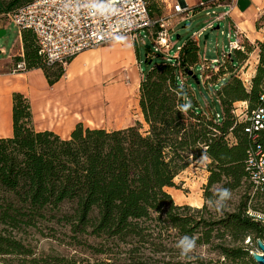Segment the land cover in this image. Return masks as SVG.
Instances as JSON below:
<instances>
[{"label":"trees","instance_id":"1","mask_svg":"<svg viewBox=\"0 0 264 264\" xmlns=\"http://www.w3.org/2000/svg\"><path fill=\"white\" fill-rule=\"evenodd\" d=\"M34 1L0 0V19ZM146 2L152 18L161 16L157 0ZM19 34L22 58L12 63L23 60L25 71L41 70L52 86L62 69L43 65L32 32ZM255 44L258 64L249 89L228 71L230 78L215 91L219 123L216 112L201 110L190 93L188 79L196 80L194 70L202 63L193 38L173 62L156 64L142 76L138 107L144 131L140 122L119 130L78 123L61 139L52 131H35L29 99L13 93L12 135L0 138V264H255L251 252L264 237V225L246 212L264 210V195L252 193L245 169L252 143L244 133L247 123L233 110L236 102L247 103L245 115L264 108V44ZM234 53L232 65L247 59L245 51ZM219 68L212 70L216 76L226 72ZM185 103L191 107L182 113ZM258 142L264 143V133ZM202 156L208 160L203 205H176L166 189ZM214 186L241 191L219 214L207 205ZM183 235L195 237L218 259L181 261L176 243ZM35 237L66 239L76 254H38Z\"/></svg>","mask_w":264,"mask_h":264},{"label":"rangeland","instance_id":"2","mask_svg":"<svg viewBox=\"0 0 264 264\" xmlns=\"http://www.w3.org/2000/svg\"><path fill=\"white\" fill-rule=\"evenodd\" d=\"M157 2L161 6L159 0ZM221 13H223L222 9L214 11L215 15ZM214 16H206L204 13H200L195 18L176 25L170 37L172 48L169 56L172 57L174 53H178L184 42L188 38H191L200 28L206 27L207 23L212 21ZM0 20L6 23L5 34L0 38V48L2 47L5 50L4 54L0 53V61H2L11 50H15L18 44L19 30L7 19ZM216 26L217 24H214L212 28L206 29L200 36H196L201 60L212 61L214 59H221V52L227 50L228 41L232 39L226 37L227 29H225L224 22H221L217 29ZM141 38L142 40L139 39L136 42L126 37L106 45L105 47H108L109 51L105 55V61L102 63L100 70L84 71L74 76L69 72L70 63L64 68L60 67L63 71L62 76L52 86L48 85L46 87L47 94H49L48 100L56 101V97L53 95L56 94L55 89L59 87L61 90L60 94H62L61 99L66 101L68 108L63 113L66 114L68 119L78 117L79 121L76 124L81 123L84 127L91 129L119 130L140 122L142 130H146L147 127L142 120L138 107L139 83L147 70L156 64L165 62L166 57L162 54L153 53L154 45L150 37L143 33L141 34ZM244 44L246 46L249 45L245 41ZM250 45L253 51L257 49V53L253 54V51L247 53L246 47V60H239L232 65L229 58H234L235 51L229 57L227 56L223 59L222 65L226 69L223 75L216 76L211 69H205L202 71V74L199 70L200 65L195 68L194 75L196 76V80L189 78L188 82L192 89L190 93L194 94L201 110L208 111L210 109L213 112H220L219 104L215 100V91L230 78L228 71H231L232 76L244 80L248 79L250 84L255 74L253 70L256 69L258 64L259 54L257 45ZM146 47L149 48L151 54L147 52ZM88 51L93 52L96 50ZM147 57L151 58L150 63H147ZM113 58L115 67L112 68ZM13 68L14 64L11 62L7 71L13 74ZM56 68L49 69V71H56ZM126 69L131 70L136 76L137 85L130 83L131 80L127 79V77L132 78L133 74L131 72L128 73ZM23 72L25 71L15 74ZM54 103L49 102L47 104V112L48 110L52 112L53 118H55L57 110H60L57 104L55 106ZM246 106V102H236L233 104L234 114L238 115V120L244 118ZM229 140L232 139L230 138ZM207 164L208 160L206 158H199L177 175L174 179V188L166 189L176 205H187L193 209L201 208L204 203L203 187L206 184L208 176L206 171ZM240 192L233 194L232 199L228 202V206L229 203L232 205L238 201V194ZM253 203H248V206L252 207ZM33 239L32 245L36 247L38 254L59 253L66 256L76 254V248L67 245L68 240L66 239L63 240V243H59L51 238L43 239L35 237ZM80 255L81 257L90 258L88 254ZM197 257L212 259L213 261L218 259L217 254L210 252L207 247L198 248L195 258L192 260H195ZM174 261H178V258ZM181 261L183 260L181 259Z\"/></svg>","mask_w":264,"mask_h":264},{"label":"built area","instance_id":"3","mask_svg":"<svg viewBox=\"0 0 264 264\" xmlns=\"http://www.w3.org/2000/svg\"><path fill=\"white\" fill-rule=\"evenodd\" d=\"M228 1L231 9L232 3L236 0ZM204 6L206 5L201 4L199 7ZM194 12V9L187 6L175 4L170 13L152 18L146 0H36L8 15L7 20L19 32L24 30L32 32L38 55L45 67L64 68L82 52L96 50L126 37L137 42L139 39L142 40L143 33L150 37L154 45L153 53L164 55L166 62H173L174 57L169 56L173 28L181 22L190 20ZM227 14L228 11L223 15H215L213 11L205 13L206 16H215L196 36L212 28ZM226 37L232 39L228 41L227 50L221 52V59L202 60L200 72L205 69L217 72L225 57H229L233 51H245L244 40L239 33L229 30ZM19 56L22 58V53ZM22 71H25L23 60L15 63L12 73ZM242 82L245 88L249 87L248 79H242ZM214 118L219 123L220 113L216 112ZM243 120L247 123L244 133L252 143L247 153L245 169L252 193L264 195V143L258 142L259 134L264 133V108H258L245 115ZM246 215L264 225V210L254 211L249 208ZM260 241L264 244V237ZM254 252L260 253L256 248L251 254Z\"/></svg>","mask_w":264,"mask_h":264},{"label":"crops","instance_id":"4","mask_svg":"<svg viewBox=\"0 0 264 264\" xmlns=\"http://www.w3.org/2000/svg\"><path fill=\"white\" fill-rule=\"evenodd\" d=\"M159 2L161 3V6L159 5L161 15L170 13L173 5L180 4L194 9V16L191 19L200 13L205 14L218 9H222L223 13L228 11V14L217 23V26L224 22L227 31H236L248 44L257 42L264 44V0H236L232 3L231 9H229L228 0H159ZM201 4L206 6L199 7ZM223 13L220 15H223ZM202 28L191 37L197 44L196 35ZM0 31H4V34L6 31V23H3L2 20H0ZM105 46L93 52H82L77 55L69 62V72L76 76L80 72L100 70L102 63L105 61V55L109 51L108 47ZM256 51L257 49H254L253 54L257 53ZM0 53H5L2 47L0 48ZM21 53L22 43L19 34L15 50H11L6 58L0 61V138H8L12 135V94L20 92L30 100L35 131L48 130L54 132L61 139H68L79 120L78 117L68 119L66 114L63 113L68 108L66 101L61 99L62 94H60L61 90L59 87L55 89L56 94L53 95L56 97V101H51L48 100L49 94L46 91L48 84L41 70L25 71L19 74H11L7 71L11 65L12 58L19 56ZM176 56L177 53L173 55L174 58ZM112 60L113 68L115 67L114 58ZM126 70L128 73L131 72L133 74L131 70ZM127 79L131 80L130 83L134 85L138 83L134 74L132 78L127 77ZM49 102H55L54 105L57 104L60 109L57 110L55 118L52 117V112L49 110L47 112V104Z\"/></svg>","mask_w":264,"mask_h":264},{"label":"clouds","instance_id":"5","mask_svg":"<svg viewBox=\"0 0 264 264\" xmlns=\"http://www.w3.org/2000/svg\"><path fill=\"white\" fill-rule=\"evenodd\" d=\"M191 104L185 103L179 106V111L187 113ZM204 157L202 156L201 159ZM214 198L207 201V205L210 211L215 213H222L228 206V202L232 199V190L223 186H214ZM176 247L179 249L181 259L192 260L195 258L198 248L205 247L204 245H197L196 238L189 235H183L176 243ZM203 258V257H201Z\"/></svg>","mask_w":264,"mask_h":264},{"label":"water","instance_id":"6","mask_svg":"<svg viewBox=\"0 0 264 264\" xmlns=\"http://www.w3.org/2000/svg\"><path fill=\"white\" fill-rule=\"evenodd\" d=\"M4 35V31H0V38ZM148 48V47H146ZM150 63V62H149ZM189 75H191V73H189ZM256 249L260 252V253H252V260L254 261L255 264H264V244H262V242L260 240L257 241L256 243ZM262 254V255H260Z\"/></svg>","mask_w":264,"mask_h":264}]
</instances>
